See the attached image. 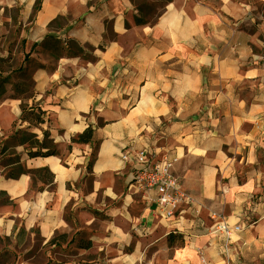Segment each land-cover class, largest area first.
Wrapping results in <instances>:
<instances>
[{
  "label": "crops",
  "instance_id": "1",
  "mask_svg": "<svg viewBox=\"0 0 264 264\" xmlns=\"http://www.w3.org/2000/svg\"><path fill=\"white\" fill-rule=\"evenodd\" d=\"M0 58L32 81L0 87V264H264V0H0ZM22 103L57 154L4 145ZM125 148L177 157L193 205L156 214Z\"/></svg>",
  "mask_w": 264,
  "mask_h": 264
},
{
  "label": "built area",
  "instance_id": "2",
  "mask_svg": "<svg viewBox=\"0 0 264 264\" xmlns=\"http://www.w3.org/2000/svg\"><path fill=\"white\" fill-rule=\"evenodd\" d=\"M44 122L48 119L43 113ZM23 123L17 121L14 126L19 128ZM3 135L0 134V138ZM121 160L130 168L131 182L144 191L153 190L155 195L150 198L154 204V211L160 217L173 219L177 217L183 209L193 205L192 196L182 188L177 176L172 168L177 161V157L169 153L155 154L147 149L125 148L120 153ZM225 190H223V193ZM242 229L240 224L227 226L225 223L219 224L215 230L222 231L225 237ZM226 255V254H225ZM202 264H230L225 257L222 261L209 263L204 256H200Z\"/></svg>",
  "mask_w": 264,
  "mask_h": 264
},
{
  "label": "trees",
  "instance_id": "3",
  "mask_svg": "<svg viewBox=\"0 0 264 264\" xmlns=\"http://www.w3.org/2000/svg\"><path fill=\"white\" fill-rule=\"evenodd\" d=\"M54 44H57V43H54ZM28 69L30 70L29 66L22 73V77L23 76L25 77ZM30 80H31V78H30ZM8 82L11 83V81H8L7 78L0 77V87L4 84L8 83ZM11 84H12V88H14V94H16L15 91H17V94H18L21 91V86H19V84H14L13 82ZM31 84H32V81H31ZM20 85H21V83H20ZM22 92L29 93L30 90H26V91L23 90ZM22 92H20V93H22ZM43 113L44 112L39 110V109L35 110L34 108L28 107L22 103L20 115H19V117L16 120L14 125H16V123L18 121L19 123H27L28 127L38 126L41 122H44V118L42 116ZM28 127L21 126L19 128H16L12 132V134H10L7 137L4 145H8V146H12V147H16L19 145H26L29 148H35L34 150L28 151L29 156H48V155L57 154L56 147L54 146L52 141L50 139H48V132L47 131H43L42 139L39 141L36 137V134L29 131ZM91 136H92V131H91V128L88 127L82 133L73 137L72 141L79 142V143L87 142L88 140H90ZM36 146L38 148H36ZM93 159H94V157L92 156V159L90 160L89 164L92 163ZM7 161L8 162L9 161L10 162H18L19 157L14 151H11L10 157H8ZM19 173H28V174H31L32 176L36 175L45 183H47L48 181L51 182V180H52V176H51V174L48 173L46 168L24 169V168L19 166V169L17 171L14 172V170L12 169L8 172V175L13 177ZM172 236L173 235H171V234L168 235V242H170V243L172 241Z\"/></svg>",
  "mask_w": 264,
  "mask_h": 264
},
{
  "label": "rangeland",
  "instance_id": "4",
  "mask_svg": "<svg viewBox=\"0 0 264 264\" xmlns=\"http://www.w3.org/2000/svg\"><path fill=\"white\" fill-rule=\"evenodd\" d=\"M0 67H4L1 62L3 61V58H0ZM14 61L16 62V59H14ZM15 63L12 62L10 66H14ZM17 67V65H15ZM21 78H22V73H21ZM24 81V82H23ZM19 83V82H17ZM24 83V84H23ZM23 84V85H22ZM31 80H30V71L29 69L27 70L26 72V75H25V80H22L21 79V85L19 84V86H21V91L22 92L23 90L26 91V90H30L31 89ZM15 93L17 94V91H15Z\"/></svg>",
  "mask_w": 264,
  "mask_h": 264
}]
</instances>
